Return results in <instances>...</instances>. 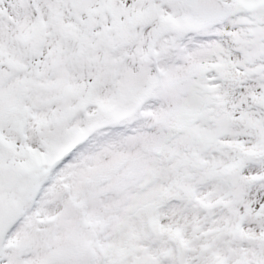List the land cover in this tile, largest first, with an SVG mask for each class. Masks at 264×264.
Returning <instances> with one entry per match:
<instances>
[{
    "label": "snow or ice",
    "instance_id": "6c2138e0",
    "mask_svg": "<svg viewBox=\"0 0 264 264\" xmlns=\"http://www.w3.org/2000/svg\"><path fill=\"white\" fill-rule=\"evenodd\" d=\"M0 264H264V0H0Z\"/></svg>",
    "mask_w": 264,
    "mask_h": 264
}]
</instances>
